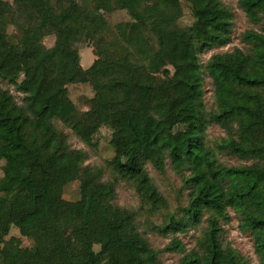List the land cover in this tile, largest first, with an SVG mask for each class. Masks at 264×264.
I'll return each instance as SVG.
<instances>
[{
	"label": "trees",
	"instance_id": "obj_1",
	"mask_svg": "<svg viewBox=\"0 0 264 264\" xmlns=\"http://www.w3.org/2000/svg\"><path fill=\"white\" fill-rule=\"evenodd\" d=\"M186 4L194 22L182 27ZM239 6L263 32L247 31L245 49L204 64V53L233 42L234 14L222 0H0V79L24 95L19 104L0 83L3 264H160L137 212L115 201L123 181L134 187L141 210L167 209L148 166L164 174L168 162L188 204L161 233L206 226L192 251L179 240L165 251L183 252L180 264H251L225 241L234 213L264 264V0ZM115 12L129 21L111 26L106 16ZM70 20L80 27L67 26ZM83 43L96 57L88 69ZM206 78L215 90L211 111ZM71 85L91 87L87 111L55 110ZM57 122L89 145L102 128L111 131L113 181L84 165L86 153L71 148ZM212 126L225 133L216 142L208 140ZM225 156L247 164L226 165ZM67 177L79 179L77 201L57 195ZM13 226L32 247L7 239Z\"/></svg>",
	"mask_w": 264,
	"mask_h": 264
},
{
	"label": "rangeland",
	"instance_id": "obj_2",
	"mask_svg": "<svg viewBox=\"0 0 264 264\" xmlns=\"http://www.w3.org/2000/svg\"><path fill=\"white\" fill-rule=\"evenodd\" d=\"M13 1V0H7ZM222 2L229 7L234 14V33L233 42L228 46L216 49L201 56L204 64L213 56L218 53L232 52L234 49H245V44L242 42V35L247 31L254 30L263 32L262 25L252 24L245 13L240 9L239 0H222ZM111 26L119 23L129 21V17L125 12H115L106 16ZM189 6L185 5L184 16L180 20V26L189 27L193 24ZM67 26L79 28L78 21L70 20ZM13 32V29H9ZM61 38V37H60ZM55 43V37L51 36L45 40V45L50 47ZM81 65L84 69H88L94 63L96 57L93 53V48L89 43L78 45ZM1 86L9 90L16 98L19 104L23 103L24 95L19 93L13 85L8 84L0 79ZM94 93L88 85H71L65 90L61 96L55 101L56 111H72L76 108L79 112H84L89 109V100L93 97ZM205 102L209 111L215 108V90L211 79L206 78L205 83ZM57 127L65 132L68 137V142L72 149L82 150L86 153L85 166L91 168H101L104 171V180L113 181L114 174L108 163L112 161L115 152L110 144L111 131L108 128H102L94 137L93 142L89 145L82 142L72 130L64 126L62 123L57 122ZM224 131L217 127L212 126L208 130V140L216 142L224 137ZM222 162L226 165L242 166L247 163L240 161L237 158H230L228 156L222 157ZM149 174L158 188L159 192L168 202V208L159 211L156 214H149L145 210H141V203L134 187L126 182L119 181L117 184V198L115 203L124 209L137 212V225L140 232L147 238L152 249L160 252V264H180V260L184 256L183 252H167L165 249L171 245L175 240H179L185 247V252H190L196 248L198 239L202 235L205 224H201L196 228L188 229L185 232L170 233L164 235L161 233L160 228H164L169 221V216H174L178 219L183 217L184 209L188 204V194L184 190L183 184L179 176L172 170L171 164L168 162L166 172L161 174L157 172L151 165L148 166ZM80 182L76 177H67L59 185L57 195L59 198L77 201L80 198ZM226 229V243L243 255L251 264H259V258L256 254L254 241L248 233H244L240 226L237 217L232 213V220L230 224L225 225ZM11 237L22 238L18 228L13 226L7 239ZM23 247H32L33 243L27 238H22ZM99 247L94 248L93 253L98 252ZM0 264L2 260L0 259Z\"/></svg>",
	"mask_w": 264,
	"mask_h": 264
}]
</instances>
